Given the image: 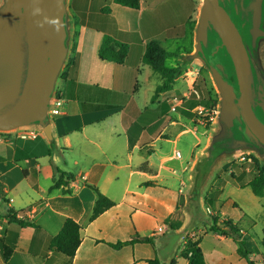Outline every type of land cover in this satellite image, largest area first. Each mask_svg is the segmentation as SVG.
I'll list each match as a JSON object with an SVG mask.
<instances>
[{"label": "crops", "instance_id": "obj_1", "mask_svg": "<svg viewBox=\"0 0 264 264\" xmlns=\"http://www.w3.org/2000/svg\"><path fill=\"white\" fill-rule=\"evenodd\" d=\"M141 2V9H132L112 0H67L69 52L55 93L63 108L52 121V139L35 125L30 128L38 140L15 141L11 156H4L0 147V264H147L155 258L162 264H190L179 257L187 239L198 241L205 264H248L233 238L212 230L215 217L219 224L232 220L238 225L257 264H264V221L257 220L264 219V196L253 193L252 178L246 179L244 171L232 175L226 192L221 177L232 163L221 164L223 157L213 163L206 133L191 114L201 107L188 106L205 66L192 58L200 18L196 0ZM106 36L129 46L124 64L100 58ZM153 41L178 53L170 57L175 63L168 66L167 58L166 65L182 69L172 90L156 101L153 95L163 80L151 87L153 70L144 62ZM178 96L185 99L179 106L184 111L169 126L181 129L168 152L163 142H172L169 130L165 126L159 132L158 127ZM189 133L192 156L178 159L175 145ZM55 167L75 176L71 194L49 191ZM199 181L198 195L191 199ZM93 188L115 206L91 220L98 199ZM11 210L25 211L18 218L39 228L10 222ZM67 219L82 227L73 260L49 249ZM136 235L142 242L121 250L107 244ZM149 239L152 244L145 242ZM3 242L13 250L9 261Z\"/></svg>", "mask_w": 264, "mask_h": 264}, {"label": "water", "instance_id": "obj_2", "mask_svg": "<svg viewBox=\"0 0 264 264\" xmlns=\"http://www.w3.org/2000/svg\"><path fill=\"white\" fill-rule=\"evenodd\" d=\"M263 4L264 0H251L247 7L253 19L254 49L258 38L264 37ZM230 5L231 0H203L192 58L209 67L221 97L219 121L223 131L213 144L226 148L223 155L242 149L262 153L264 121L256 107L261 100L264 108V95L261 90L256 95L250 58ZM212 32L233 61L240 91L229 81L219 47L209 38ZM69 41L67 0H5L0 7V133L37 125L52 139L49 108L68 56ZM245 128L259 146L249 141Z\"/></svg>", "mask_w": 264, "mask_h": 264}, {"label": "trees", "instance_id": "obj_3", "mask_svg": "<svg viewBox=\"0 0 264 264\" xmlns=\"http://www.w3.org/2000/svg\"><path fill=\"white\" fill-rule=\"evenodd\" d=\"M114 3L121 5L123 7H128L132 9H141V0H112ZM191 23L194 24L192 21ZM129 55V46L126 44L119 43L115 41L112 37L106 36L100 47L99 56L103 61L115 62L118 64H124ZM178 53L167 52L162 44L157 41H153L148 44L146 53L144 55V62L149 65L155 74H158L163 83L156 89L153 95V101H156L161 94L172 90L176 81L180 78L182 69L170 68L166 65L167 58L176 57ZM200 80V78H199ZM198 80V83H201ZM58 97V95H56ZM219 103V99L216 97L214 100V107ZM39 136L35 139L38 140ZM24 141V140H23ZM21 141V142H23ZM255 167V173L249 183L252 188L253 193L258 197L264 196V163L253 156V163ZM204 177L202 179V182ZM75 181V176L71 173L64 172L58 167H55V174L53 177V185L49 189L50 192L54 190L61 189L64 194H71L72 187L71 184ZM201 185L200 181L197 184L195 193L191 196L194 199L198 194V188ZM98 195V199L95 204L94 212L91 220L96 219L99 215L103 214L107 210L115 206V203L110 200L105 195L101 194L97 188H93ZM24 214L25 211H13L11 210L8 214V219L12 223H17L23 228H39L34 222H29L18 218L17 214ZM82 227L73 219H67L61 229V231L54 237L51 238L49 243V249L51 251H57L70 260H73L77 250L79 249L82 237H81ZM212 230L216 233H221L225 237H231L238 244V254L247 261L248 264H257L258 257L251 252L240 234L241 229L232 220L225 221L224 223H218V219L213 218ZM103 242V241H98ZM138 235L133 239L128 241H119L117 243H107L115 250H121L126 246L135 245L136 243H141ZM146 243L152 244V240L145 241ZM263 244H264V230H263ZM4 259L9 261L13 250L3 242ZM192 252V256L189 253ZM179 257L187 259L190 264H205L204 255L202 250L199 248L198 241H193L192 239H187L184 248L180 251ZM147 264H162L158 258L146 261ZM170 264H179L176 260H173Z\"/></svg>", "mask_w": 264, "mask_h": 264}, {"label": "rangeland", "instance_id": "obj_4", "mask_svg": "<svg viewBox=\"0 0 264 264\" xmlns=\"http://www.w3.org/2000/svg\"><path fill=\"white\" fill-rule=\"evenodd\" d=\"M5 3V0H0V7H2ZM196 4L198 7V14L201 13V8L203 6V0H196ZM199 16V15H198ZM197 16L196 20L199 19V17ZM196 23V21L194 22ZM185 43H180L179 46H184ZM261 44V56L259 53L258 57L256 55L257 58V63L259 64V67L263 70L264 72V39H262V41L260 42ZM169 45H167L168 47ZM169 53H175L172 52V49L168 50ZM176 59L174 58H169L167 61V65L168 66H172V63H175ZM64 68V67H63ZM63 73V69L61 71L60 76ZM202 76H200V82L201 83H197L195 89L198 91V96L192 94V96H190L191 103L189 102L188 106L190 107V109L193 106H200L201 108L198 109L194 114H192V118L195 119V122L198 123V125H200V127L202 128V132L206 133V137L208 139L209 145H208V154L211 157V160L213 158H222V160L220 161L221 164L224 163L225 165H229L232 163V166L229 169V172H225L223 174L224 177V189L227 190L229 189L228 186V182H233V176L235 175L236 172L241 173V171H244V177L246 179H251L255 173V167L253 163V156L256 157L257 159H259L262 163H264V149H262V153H258L257 151L253 150V149H242V150H238L235 153L231 154V155H223L224 151H225V147L220 146V145H215L214 143V139L219 136L221 134V132L223 131V127L219 121V115L221 112V109L219 107H214V100L216 99V97H219V91L217 89V86L213 80L211 71L209 69V67L207 65H205L203 67V71L201 72ZM154 76L151 79V87L155 88L154 86H158L159 84H161V78L159 75L155 74L153 72ZM59 76V77H60ZM182 83V81L180 80L177 83V88L181 87L180 84ZM56 93V90H55ZM149 92H147L148 94ZM151 94V93H150ZM144 95L145 93L143 92L142 95L140 96V101L142 102L144 100ZM161 96V95H160ZM177 99H181L183 102L185 99H182L180 96H178ZM196 100V102L194 101ZM168 106V105H166ZM167 109V108H166ZM168 109L170 110V112L168 113V111H164V113L166 114V117L163 122L160 123V126L158 127L159 132L162 130L163 127H167L168 128V133H169V138L172 140V142L164 143V147L166 148V150L168 152H173V140H175L176 135L178 133V131L181 129V127H172L169 126V123L173 120L178 121L181 118V115L183 114V109H180V107L177 108L176 112H172L170 107H168ZM55 119V118H54ZM52 119V121L54 120ZM165 121V122H164ZM31 128L30 126H26V127H22L19 128L15 131L12 132H8V133H0V147L2 148V154H4V156H11V146L13 143L16 142H21V141H26L29 140L28 136H32L31 133ZM245 132V131H244ZM158 133H156L157 135ZM22 135H26L27 138H20ZM193 136L189 133L186 134L184 136H182L178 141L177 144L175 145V150H176V154L177 152H180L181 155L183 156L184 159H188L190 156H192L191 154V149L193 146ZM254 144V143H253ZM257 146H259V144H255ZM199 150V149H198ZM197 150V151H198ZM194 154V153H193ZM218 158V159H219ZM63 162H61V166ZM207 166V164H206ZM206 170L202 171V174H205ZM232 173V174H231ZM205 179V178H204ZM206 180V179H205ZM205 180H203L202 185L204 184ZM210 184V182L208 183ZM226 184V185H225ZM201 186V185H200ZM199 186L198 189H200L201 187ZM208 187V185H207ZM246 200V199H245ZM249 201V199H248ZM259 224H262L264 219L263 218H259L257 219ZM229 221V220H226ZM239 227V226H238ZM241 229V228H240ZM241 234V232H240Z\"/></svg>", "mask_w": 264, "mask_h": 264}, {"label": "flooded vegetation", "instance_id": "obj_5", "mask_svg": "<svg viewBox=\"0 0 264 264\" xmlns=\"http://www.w3.org/2000/svg\"><path fill=\"white\" fill-rule=\"evenodd\" d=\"M250 2L251 0H237V2L235 0H231L230 7H231L232 18H233L234 24L241 34L243 43L246 47V50L250 58L256 95H258L259 90H261L260 92L262 93V95H264V72L259 67V64L257 63V58H256V55L258 57L261 56L260 42L262 41V39H264V37L258 38L257 45L254 49L253 42H252V34H251L253 19H252V15H250L247 11V7L250 4ZM261 28L264 31V4H263V23H262ZM209 38L215 46L218 45L217 47H219V55L221 57L223 64L225 65L228 71L230 83L236 88V90L240 91L237 73H236L233 61L226 51V48L222 47L223 43L221 41L219 42L217 41L218 35L215 34L214 32L209 34ZM259 53H260V56H259ZM218 99H219V103L217 107L220 108V105H221L220 94H219ZM261 103L263 102L260 100L257 103L256 109H258V113L264 121V111H263L264 108L262 107ZM244 131H245L247 138L249 139L251 143L259 144L257 139L251 135L250 131L247 128H245Z\"/></svg>", "mask_w": 264, "mask_h": 264}, {"label": "built area", "instance_id": "obj_6", "mask_svg": "<svg viewBox=\"0 0 264 264\" xmlns=\"http://www.w3.org/2000/svg\"><path fill=\"white\" fill-rule=\"evenodd\" d=\"M194 94L198 96V92L194 91ZM174 103L176 104L175 106L172 107V111L175 112L179 106L183 104L182 100L175 99ZM62 108H63V100L56 95L52 98L50 108H49V117L51 119H54L62 114ZM32 136L35 139L37 136L32 133ZM29 137V136H28ZM20 138L26 139V135H22ZM176 157L179 159L181 158V153L177 152ZM193 254L192 252L189 253V256L191 257Z\"/></svg>", "mask_w": 264, "mask_h": 264}]
</instances>
